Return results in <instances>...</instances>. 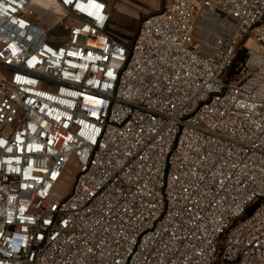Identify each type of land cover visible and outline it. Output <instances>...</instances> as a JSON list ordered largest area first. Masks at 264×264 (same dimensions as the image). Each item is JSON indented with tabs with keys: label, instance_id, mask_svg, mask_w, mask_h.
I'll return each instance as SVG.
<instances>
[{
	"label": "built area",
	"instance_id": "built-area-1",
	"mask_svg": "<svg viewBox=\"0 0 264 264\" xmlns=\"http://www.w3.org/2000/svg\"><path fill=\"white\" fill-rule=\"evenodd\" d=\"M110 21L0 0V264H264V0Z\"/></svg>",
	"mask_w": 264,
	"mask_h": 264
},
{
	"label": "rangeland",
	"instance_id": "rangeland-1",
	"mask_svg": "<svg viewBox=\"0 0 264 264\" xmlns=\"http://www.w3.org/2000/svg\"><path fill=\"white\" fill-rule=\"evenodd\" d=\"M128 7L124 2L121 4L124 5L121 9H118V12L113 11L111 15L110 25L108 31L111 35L118 37L123 42H130L134 38V34L137 31L140 20L147 16L149 13L153 12L154 5L152 4L153 0H131ZM165 0H161V7L163 6ZM115 4V3H114ZM131 5V6H130ZM116 12V13H115ZM50 15V16H49ZM52 15L48 14L46 16L47 20L52 19ZM64 24L57 26L51 30V34L55 36V41L59 43L66 40V34L63 31ZM252 40L247 39L245 42L246 46H250ZM79 172V164L75 156H72L69 163L65 167L63 174L59 180L58 187L56 191L60 195H68L71 193L76 176Z\"/></svg>",
	"mask_w": 264,
	"mask_h": 264
},
{
	"label": "crops",
	"instance_id": "crops-1",
	"mask_svg": "<svg viewBox=\"0 0 264 264\" xmlns=\"http://www.w3.org/2000/svg\"><path fill=\"white\" fill-rule=\"evenodd\" d=\"M104 1L108 4L109 11H110L111 15L113 14V11L118 12V9H121V7L124 5V4L123 5L121 4L122 2H124L127 7L129 5V2H131V4H132L131 0H104ZM160 2H161V0H153L152 4L154 5V10L151 13L157 12L161 8ZM125 5H124V8H125ZM151 13H149V14H151Z\"/></svg>",
	"mask_w": 264,
	"mask_h": 264
},
{
	"label": "bare ground",
	"instance_id": "bare-ground-1",
	"mask_svg": "<svg viewBox=\"0 0 264 264\" xmlns=\"http://www.w3.org/2000/svg\"><path fill=\"white\" fill-rule=\"evenodd\" d=\"M40 3H44V4H46V5H49V2H50V0H38ZM56 7H57V9L59 10V7L57 6V5H55ZM48 14H46V16H47ZM50 16V15H49ZM54 20H55V17L53 16L52 17V19L50 20L51 22H54Z\"/></svg>",
	"mask_w": 264,
	"mask_h": 264
},
{
	"label": "trees",
	"instance_id": "trees-1",
	"mask_svg": "<svg viewBox=\"0 0 264 264\" xmlns=\"http://www.w3.org/2000/svg\"><path fill=\"white\" fill-rule=\"evenodd\" d=\"M145 17H146V16H145ZM145 17H144V18H145ZM144 18H143V19H144ZM143 19L140 20V23H141V21H142ZM239 55H240V59L244 58V56H245V48L239 50Z\"/></svg>",
	"mask_w": 264,
	"mask_h": 264
}]
</instances>
